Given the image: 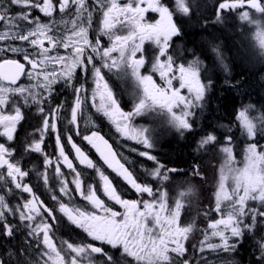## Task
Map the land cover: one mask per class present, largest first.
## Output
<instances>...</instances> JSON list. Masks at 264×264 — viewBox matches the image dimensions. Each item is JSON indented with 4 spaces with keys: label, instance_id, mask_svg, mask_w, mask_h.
I'll return each instance as SVG.
<instances>
[{
    "label": "snow or ice",
    "instance_id": "obj_1",
    "mask_svg": "<svg viewBox=\"0 0 264 264\" xmlns=\"http://www.w3.org/2000/svg\"><path fill=\"white\" fill-rule=\"evenodd\" d=\"M200 7L199 0H174V5L168 0H92L91 4L88 0H0V239L17 241L0 254V264H49V260L52 264H245L240 250L249 242L247 264H264V145L260 144L264 110L248 103L231 124L201 125L218 86L216 71L223 74L219 86L238 95H243L246 81L233 74L221 44L210 35L201 41L200 56L194 49L177 46L186 25L202 19ZM252 10L260 14L259 19ZM149 11L159 19H147ZM94 14L102 18L92 39ZM213 15L220 26L232 17L255 25L264 55V0H215ZM69 23L71 36H63ZM118 25L126 34L115 33ZM102 37H107L109 47ZM44 40L49 47H44ZM146 40L154 46L151 59L144 48ZM208 53L211 66L206 63ZM189 54L192 59L185 63ZM111 77L134 83L130 108L121 102ZM64 93L68 95L59 99ZM89 99L95 112L114 126L121 147L128 146L120 138L142 146L144 150H128L153 162L146 175L155 181L187 175L168 168L153 154L163 135L179 140L198 136L197 152L219 147L224 167L214 207L210 204L203 212L208 223L198 245L189 247L195 221L184 223L196 195L195 184L188 183L180 199L169 202L165 192L126 167L135 162L115 151L101 130L95 125L89 129ZM148 116L155 127L137 126L138 118ZM30 120L39 123L32 126ZM217 129L224 130L223 144ZM51 138L55 147L49 153ZM239 138L247 145L243 167H237L234 158ZM83 144L94 149L103 165L138 199L124 198ZM69 146L71 152L66 150ZM33 154L43 157V173L35 165L32 170L25 168V159ZM53 166L58 191L48 175ZM61 166L68 175L74 174V190ZM33 170L37 178L43 177L53 203L41 199L30 186ZM198 176L204 179L196 167L192 177ZM213 212L219 218L212 217ZM76 230L78 241L70 235Z\"/></svg>",
    "mask_w": 264,
    "mask_h": 264
},
{
    "label": "trees",
    "instance_id": "obj_2",
    "mask_svg": "<svg viewBox=\"0 0 264 264\" xmlns=\"http://www.w3.org/2000/svg\"><path fill=\"white\" fill-rule=\"evenodd\" d=\"M168 2L173 4L172 0H168ZM199 2L201 4L199 13L202 19L195 25H186V34L180 40L176 41V44L178 47L196 50L197 56H200L201 41L204 37L210 35L221 44L223 54L227 57L232 67L233 74L246 81V88L243 95H238L235 92L220 87L219 82L222 81L223 74L216 71L214 73V78L218 80V86L212 94L208 110L201 118V125L215 126L217 123L231 124L235 121V116L244 104L251 103L257 108L264 110V55H262L256 38L258 29L255 25H249L236 17L229 18L225 26L216 25L213 15L215 0H199ZM252 14L257 19L260 18V14L255 13L254 10H252ZM201 25L205 26L204 30H202ZM144 48L147 50V57L151 59L150 46L146 45ZM189 59H192L190 54L185 57L184 62L187 63ZM206 63L211 66V53L207 54ZM117 94L120 96L122 103H127L125 101V92L117 91ZM69 99H71V97ZM100 130L105 138L109 140V143L113 145L115 150H118L116 140L109 128L100 125ZM217 135L221 139V144H223L224 130L217 129ZM236 135L239 137V132H237ZM166 136L168 138L163 141L160 140L153 154L158 155L160 161L168 168H178L187 173L186 176L172 174L170 177L171 181H175L179 184L176 195H179L181 191L185 190L188 183L195 184L197 189L191 207L184 216V222L190 223L194 220L196 225V230L192 233V240L189 242V247L191 248V244L198 245L199 241L203 239L202 230L207 227L208 223V219L204 217L203 212L210 204L214 207L215 202L212 201L211 193L213 191V186H215L217 170H219L221 162H223V157L222 153L219 151V147L197 152L196 141L199 139L198 136H189L187 140H179L177 137L170 134H166ZM76 142L79 144L77 139ZM260 144L264 145V139L260 141ZM246 146L244 138H239L235 142V158L240 159L243 157ZM87 152L97 164H100L93 149H88ZM131 161L135 163L126 164V166L143 179V174H146V170L151 171L154 167L153 162L147 160L146 157H139L136 155L131 158ZM139 166L142 167L144 171L139 169ZM196 167L199 168L204 179H201L199 176L195 178L192 177V170ZM107 174L109 173L107 172ZM109 175L123 191L122 193L127 195V198L132 199V191L127 188L126 184L114 179L113 174ZM165 187H168V184H166ZM211 215L216 218V213L213 212ZM62 230L63 229H61V233ZM64 230L66 232V229ZM78 232L79 230H76L73 232V235H71V237L77 241L79 240V236L77 235ZM251 251L252 249H250L247 244L240 250V255L243 256L245 264H247Z\"/></svg>",
    "mask_w": 264,
    "mask_h": 264
},
{
    "label": "rangeland",
    "instance_id": "obj_3",
    "mask_svg": "<svg viewBox=\"0 0 264 264\" xmlns=\"http://www.w3.org/2000/svg\"><path fill=\"white\" fill-rule=\"evenodd\" d=\"M121 2H126V0H121ZM172 2H173V5H174V0H172ZM145 7H146V5H145ZM145 15H146V18L147 19H151L152 17H155L156 19H159L158 14L152 13L150 11L147 12ZM101 18H102L101 14H94V19L93 20L96 23V28L97 29L100 26V20H101ZM152 22L154 23V20H152ZM114 31L118 35H124V34H126V30L125 31H121L119 25L117 26L116 29H114ZM67 36H71V31L70 32H67ZM101 39L104 40L103 41L104 43L106 41V44H107L106 47H109L110 46V42L108 41L107 37H102ZM146 45H149L150 46V48H149L150 55H152V53L154 51L153 44L151 43V41H147L146 40L145 41V44H144V47ZM104 46H105V44H104ZM112 55H114V56L116 55L118 57L119 53H113ZM149 67H150V65H149ZM154 78L157 80V82H159V76L158 75H156ZM129 83H130V81H129ZM134 88H135V85H134L133 82H131V85H129V87H126L125 89L122 90L123 92L126 93L125 94V101L127 102L128 108H130L131 105H132V92L134 91ZM122 91H119V92H122ZM89 96H90V89H89ZM88 112H89V115L91 116V121H92V124L88 126L89 129L92 127V125H95L96 128H100V125H103V127H108L109 130L113 133V136H114V138L116 140V146H117V149H118L117 152L122 153L123 156H126V157H128L131 160V158L135 157L137 154L134 153V152H130L128 150L129 147H135V148H138L140 150H144L141 145L136 144L134 141H131V140L125 141L122 138H120L121 143L127 145L128 147H121L120 144L117 143V139H118L119 134H116L115 133L114 126L108 121V119L106 117H104L102 114H99V113H96L95 112V109L91 107V99H89V109H88ZM92 114L95 115V117L98 118V120L95 121V119L92 118L93 117ZM98 124H100V125H98ZM136 124H137V126H140V125L147 126V127H155L156 126L153 123V117L152 116L138 118V120L136 121ZM83 126H85V124ZM87 134H90V132H88ZM165 136H166V134L163 135V137L161 138L162 141L164 139L168 138L167 136L166 137ZM244 155H245V153H244ZM244 155L240 159L235 158V156H234L235 160L237 161V165H236L237 167H243L242 161L244 160ZM222 157H223V162H221V166H220L219 170H217L216 183H215V186H213V191L211 193V195H212V201L213 202H215V190L218 187L219 178H220V174H221V169L224 167L225 157H224V154L223 153H222ZM41 158L43 159V157H41ZM139 169H142V167H140ZM142 170L144 171V169H142ZM113 175L121 183H124L120 178L116 177L115 174H113ZM143 177H144V180L145 181H151V183L154 184L156 186V188H159L160 191L165 192L167 194V197H168L169 202H174L176 199H180V195H176V191H177V188L179 186V184L177 182L171 181L170 179L167 182H160V181L158 182V181L153 180L150 176H147L145 173L143 174ZM71 179H72V176H70L69 185L74 190V185L71 184ZM97 180H98V178H97ZM196 182H198V181H196ZM227 183L230 184L231 183V180L229 179V181H227ZM166 184H168V187H165ZM126 186H127V188H129V186L127 184H126ZM131 191H132V196H133L132 199H138V196L136 195V193L134 192V190H131ZM123 196L126 199H130V198H127V195H124L123 194ZM77 199L79 200V197H77ZM81 203H82V201H81ZM120 210L122 211V209H120ZM216 218H219V216L217 214H216ZM184 223L187 224V222H184ZM192 236L193 235L191 234L190 241L192 240ZM44 259H47V257L44 258ZM49 264H52V261L51 260H50Z\"/></svg>",
    "mask_w": 264,
    "mask_h": 264
},
{
    "label": "flooded vegetation",
    "instance_id": "obj_4",
    "mask_svg": "<svg viewBox=\"0 0 264 264\" xmlns=\"http://www.w3.org/2000/svg\"><path fill=\"white\" fill-rule=\"evenodd\" d=\"M88 2L91 4L92 3V0H88ZM37 15H39V13H36ZM42 19L43 20H47V18H44V17H42ZM60 19V17H59V15H57V20H59ZM71 23H69V25H68V28L67 29H65V30H62V32H61V34L63 35V36H67V32H70L71 31ZM92 31H90V38H92V39H95V36H96V23H95V21L93 20V24H92ZM104 40H102V43H103V45L105 44V47H106V41H105V43L103 42ZM17 43H19V42H17ZM43 43H44V47H49V45H48V42H47V40H44L43 41ZM59 52H60V54H65V50L63 49V48H61V49H59ZM55 53H53V55H54ZM116 56V55H115ZM109 76L111 75V74H108ZM111 84H112V86L116 89V91H122L123 89H125L126 87H129V85H131V81H130V83L128 82L127 84H125L124 82H122V81H119V80H117L115 77H111ZM64 95H68L67 93H64L63 95H61L60 97H59V99H63V97H64ZM69 98H70V96H69ZM34 111V110H33ZM92 118H94L95 119V121L96 120H98V118H96L95 117V115H93L92 114ZM39 123V120H30L29 121V124H31L32 126H35V125H37ZM98 123V122H97ZM85 124V122L83 121V120H81L80 121V127H81V129H82V131L84 130V127L85 126H83ZM98 125H100V124H98ZM60 128L61 129H63V124H61L60 125ZM99 130H100V128H98ZM28 130L29 131H31L32 130V128L31 127H29L28 128ZM90 132V131H89ZM78 141H79V143H81V141L79 140V138H76ZM67 143V142H66ZM48 144H51L52 145V147L51 148H47L46 147V151H48L49 153H51L52 151H53V149H54V147H55V144H54V138H51V139H49L48 140ZM84 148H85V150H87L88 151V149H90V146H88V145H86V144H83L82 145ZM68 152H71V148H70V146L66 149ZM93 151H94V149H93ZM74 158V157H73ZM33 165H35V169L36 170H39L41 173H43L44 172V165H43V159L40 157V156H37V154H33V156H31V157H27L26 159H25V161H24V166H25V168L26 169H28V170H32L33 169ZM99 165H101V164H99ZM76 166L78 167V168H83V166H81V165H79L78 164V162H76ZM102 166V165H101ZM54 167L55 166H53V168L49 171V173H48V175H49V178L51 179V181H52V187H55V188H57V191H58V184H57V182H56V180H55V173H54ZM62 167V171L65 173V175H66V177H67V180H68V182H69V179H70V176H72V175H74V174H72V175H68V170L67 169H65V168H63V166H61ZM104 168V170L106 171V173L108 172L109 174H115V173H113V172H109L105 167H103ZM85 171H90V170H87V169H84ZM92 175H95V173H92ZM113 177H114V175H113ZM114 179H116L115 177H114ZM30 180H31V184H30V186H34L35 187V190H36V192H37V194L38 195H40L41 196V199H43V200H45V201H47L49 204H51V203H53L52 201H51V199H50V193H49V191L48 190H46V188H45V186H44V183H43V177L41 176L40 178H37V176H36V171H31V176H30ZM119 191L122 193L123 191L119 188ZM25 195H27V194H25ZM100 195H101V198H103V199H105L106 200V197H103V194H102V192L100 193ZM14 202V201H13ZM65 223H67V221L65 220ZM63 232H65V230L63 229L62 230V233ZM70 235H73V232L70 234ZM64 238H67V236H65ZM19 239V237L17 238V240ZM17 243V241H7V240H5V239H0V254H3V252H4V250L6 249V248H8L9 247V245H15ZM54 243L55 244H57V246L59 247V242L56 240V239H54ZM248 245V247L250 248V249H252V247H251V242H249V244H247ZM46 258V257H45ZM49 262H50V260H49ZM41 264H42V261H41Z\"/></svg>",
    "mask_w": 264,
    "mask_h": 264
},
{
    "label": "water",
    "instance_id": "obj_5",
    "mask_svg": "<svg viewBox=\"0 0 264 264\" xmlns=\"http://www.w3.org/2000/svg\"><path fill=\"white\" fill-rule=\"evenodd\" d=\"M96 155L98 156V158H99V160H100V157H99V155L96 153ZM118 159H120L119 158V156L117 157ZM100 162H101V164L103 165V161L102 160H100ZM122 162V161H121ZM106 169H107V166L106 165H103ZM109 172H111V170L110 169H107Z\"/></svg>",
    "mask_w": 264,
    "mask_h": 264
}]
</instances>
